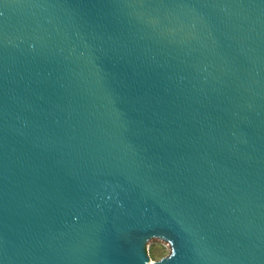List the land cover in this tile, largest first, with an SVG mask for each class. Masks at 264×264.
I'll return each mask as SVG.
<instances>
[{
    "label": "water",
    "instance_id": "1",
    "mask_svg": "<svg viewBox=\"0 0 264 264\" xmlns=\"http://www.w3.org/2000/svg\"><path fill=\"white\" fill-rule=\"evenodd\" d=\"M0 264H264V0H0Z\"/></svg>",
    "mask_w": 264,
    "mask_h": 264
},
{
    "label": "rangeland",
    "instance_id": "2",
    "mask_svg": "<svg viewBox=\"0 0 264 264\" xmlns=\"http://www.w3.org/2000/svg\"><path fill=\"white\" fill-rule=\"evenodd\" d=\"M146 249L150 263L157 262L170 254L169 245L160 240H151Z\"/></svg>",
    "mask_w": 264,
    "mask_h": 264
}]
</instances>
